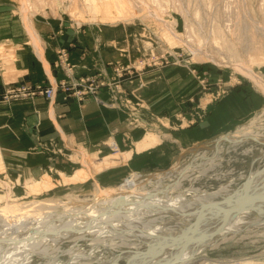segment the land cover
Masks as SVG:
<instances>
[{
  "label": "rangeland",
  "instance_id": "1",
  "mask_svg": "<svg viewBox=\"0 0 264 264\" xmlns=\"http://www.w3.org/2000/svg\"><path fill=\"white\" fill-rule=\"evenodd\" d=\"M37 48L53 57L51 72L68 79L47 87L2 84L20 55L31 60ZM237 64L264 81V0H0V100L38 94L48 102L42 91L52 87L74 101L78 115L61 123L58 114V124L15 131L13 142L0 135V209L31 202L53 204L56 213L71 204L84 209L89 200L121 192L132 173L141 178L136 191L153 192L158 174L172 168L184 177L172 195L190 198L222 186L233 192L264 167V90ZM35 65L38 73L31 75L39 78ZM245 128L252 135L243 138ZM234 133L242 138L230 140ZM150 136L154 144L138 150ZM29 184L37 190L30 192ZM89 235L75 244L47 240L40 255L28 245L2 248L0 262L26 255L20 263L82 264L72 260L79 252L95 264L124 247L120 240L118 248L94 243ZM214 237L186 264H264V222ZM128 242L148 248L138 239Z\"/></svg>",
  "mask_w": 264,
  "mask_h": 264
},
{
  "label": "bare ground",
  "instance_id": "2",
  "mask_svg": "<svg viewBox=\"0 0 264 264\" xmlns=\"http://www.w3.org/2000/svg\"><path fill=\"white\" fill-rule=\"evenodd\" d=\"M27 28H29V26ZM36 46L37 45H35V47ZM237 66L240 67L245 74L255 79L264 90L263 79L255 72H252L250 67L241 64H237ZM240 132H242L243 138L252 135L246 128ZM236 135L239 134L234 133L230 140L242 138H239L240 135L238 138H235ZM256 135L259 134L257 133ZM154 142V136H150V138L146 140L142 146H138L137 149L149 147L153 145ZM119 157V155L115 156L116 159ZM192 168L193 166L191 170ZM175 169L172 168L159 173V176L156 177L154 182V191L148 193L141 192V190H139L140 192H138V190L136 191L137 186H135V184L137 181L141 180V178L139 179V174L132 173L123 181L124 183L122 182V184H120L119 188L121 192L118 191L115 195L108 193V196L106 198L103 196L104 199H99L100 201H96V198L91 200L92 202L89 200V202H85L84 209L69 204L71 207L56 213L53 212L56 207L52 206L53 204H33V202L29 204L30 207L28 208H18V210L14 209V211H6L1 208L0 249L12 248L13 250H17V248L26 247L28 245L27 247H29L31 251H35V253H39L40 255V252H43V243L47 240H51L52 244H58L62 240H72L75 244V241H79L78 239L85 237L89 233L94 243L107 242L109 246L111 245L115 248L117 242L120 240L121 242L119 244L124 246L120 249L121 252L117 254L113 253V256L109 259H94L95 264H109L121 258L126 259L128 262L127 264H186L191 261L195 255H199L204 248L210 244L215 235L224 236L228 232L235 231L239 228L241 223L247 222L260 225V223L264 222V167L255 172H251L240 187L236 188L233 192L231 191L232 193L230 191L225 193L228 187L222 186L214 191L193 192L195 194L190 198L186 197L182 191L177 194H170V191L176 188L178 184L181 183L180 180L184 178L179 176V170L176 172ZM201 172L203 173V171ZM72 177L73 176L70 177V180L75 179ZM75 177L77 178V176ZM165 177H172V179L176 180L171 184H166L163 182ZM68 179L69 178L66 180ZM45 185V183H42L41 186ZM27 189L32 192L37 190V185L29 184V187L27 185ZM133 190L136 192H133ZM221 192L224 193L225 196L219 200H215ZM243 195L248 196L246 202L247 207L229 216L225 224L218 228L220 223L224 220L225 215L218 213L214 209L210 210L209 207H211V205H217L221 207V210L228 211L237 204L238 200ZM24 206L26 205L24 204ZM251 214H253V216H250ZM166 215H170V217L168 220L163 221V217ZM159 220L160 222H158ZM171 221H173L174 224H169ZM216 229L218 230L213 232ZM116 239L118 240L116 241ZM134 239L147 243V250H137L133 242H128V240L134 241ZM12 249L10 250L13 251ZM19 250L21 251V249ZM24 250L22 252H24ZM11 251L9 252L11 253ZM44 251L46 252V250ZM75 253L72 256V260L82 264H90L87 255L79 252L77 254ZM22 256L25 257L26 255ZM4 257L7 258V256ZM10 257L12 258V256ZM27 257H25V259ZM11 258L7 259V264L27 263L25 261L20 263V260L23 258L19 259V257H15L19 259V262L13 263L15 262L13 261L15 258L13 257V260H11ZM27 260L28 259H26V261Z\"/></svg>",
  "mask_w": 264,
  "mask_h": 264
},
{
  "label": "crops",
  "instance_id": "3",
  "mask_svg": "<svg viewBox=\"0 0 264 264\" xmlns=\"http://www.w3.org/2000/svg\"><path fill=\"white\" fill-rule=\"evenodd\" d=\"M36 51L32 54L33 59L31 60L28 59L27 55L23 56L21 54L19 66H16L9 80L2 76V84H4V82L9 83V81L11 83L15 82L20 84L32 83L34 85L46 82L45 87H47L51 86L59 79H68L66 75H60V70L56 71V75L51 72L50 60L54 59L44 48L41 49V51L37 48ZM32 61L36 64V67L39 66L41 75L39 78L35 77V72L38 73V71L33 70ZM98 70L101 72V69L98 68ZM82 72L83 71L79 72V74ZM77 74L78 73H75L72 78L75 79L78 77L79 74ZM90 103L94 104L92 101ZM95 106L101 109L98 103H95ZM58 114L61 115L59 118V122L61 123H67V121L72 119L76 120L78 118L74 101L65 100L62 98V95L55 94V92L53 96L48 99V102L43 95L38 94H35L33 97L12 99L10 101L0 100V135L3 139L13 142L14 139H12V137L16 134L15 131L26 130V128L32 129L35 126L39 129H44L51 126L53 123L58 124L56 116Z\"/></svg>",
  "mask_w": 264,
  "mask_h": 264
},
{
  "label": "water",
  "instance_id": "4",
  "mask_svg": "<svg viewBox=\"0 0 264 264\" xmlns=\"http://www.w3.org/2000/svg\"><path fill=\"white\" fill-rule=\"evenodd\" d=\"M260 170V169H259ZM247 199H248V196L247 195H243L239 200H238V202H237V204H235L230 210H221V207H219V206H212L211 205V207H209L210 208V210L211 209H214L215 211H217L218 213H221V214H223V215H225V217H224V220L220 223V225H219V227L218 228H220V226H222V225H224L225 224V222L227 221V218L229 217V216H231V215H233V214H235V213H237V212H239V211H241V210H244L246 207H247V205H246V202H247ZM264 212V211H263ZM218 229H216V230H214L213 232H216Z\"/></svg>",
  "mask_w": 264,
  "mask_h": 264
},
{
  "label": "built area",
  "instance_id": "5",
  "mask_svg": "<svg viewBox=\"0 0 264 264\" xmlns=\"http://www.w3.org/2000/svg\"><path fill=\"white\" fill-rule=\"evenodd\" d=\"M62 57H64V56H62ZM19 90H21V89H19ZM22 90H24V89H22ZM10 92H12V90ZM42 92H43V94H45V96L47 98H51L54 94V89L52 87H48V88H45Z\"/></svg>",
  "mask_w": 264,
  "mask_h": 264
}]
</instances>
